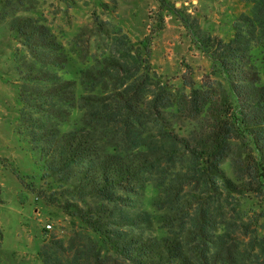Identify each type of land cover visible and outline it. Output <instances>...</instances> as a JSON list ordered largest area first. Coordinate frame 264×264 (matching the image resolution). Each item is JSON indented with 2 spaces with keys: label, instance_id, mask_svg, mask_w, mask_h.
<instances>
[{
  "label": "trees",
  "instance_id": "obj_1",
  "mask_svg": "<svg viewBox=\"0 0 264 264\" xmlns=\"http://www.w3.org/2000/svg\"><path fill=\"white\" fill-rule=\"evenodd\" d=\"M247 2L226 41L184 20L225 83L184 74L176 91L151 67L149 36L141 49L113 26L79 64L50 26L4 19L22 44L16 133L41 178L72 189L62 207L81 223L47 236L41 264H264V214L243 206L264 204V0Z\"/></svg>",
  "mask_w": 264,
  "mask_h": 264
},
{
  "label": "rangeland",
  "instance_id": "obj_2",
  "mask_svg": "<svg viewBox=\"0 0 264 264\" xmlns=\"http://www.w3.org/2000/svg\"><path fill=\"white\" fill-rule=\"evenodd\" d=\"M116 1L0 0V264H41L37 250L48 235L66 237L71 229L81 226L62 207L73 200L72 189L51 178L42 179L25 142L16 133L20 75L14 51L22 44L20 35L4 19L28 16L50 26L79 64H90L99 56L113 26L121 27V32L141 49L149 36L151 67L162 84L176 91L182 90L184 74L194 79L196 87L207 77L225 83L215 73L218 67L214 61L193 43L184 20L193 25L196 22L200 29L226 41L250 14L247 0ZM21 179L57 203L48 204L24 189ZM243 202L247 212L264 214V204L258 206L259 202L251 198ZM47 223L51 225L48 233L44 231ZM242 229L238 230L239 238L245 239Z\"/></svg>",
  "mask_w": 264,
  "mask_h": 264
},
{
  "label": "built area",
  "instance_id": "obj_3",
  "mask_svg": "<svg viewBox=\"0 0 264 264\" xmlns=\"http://www.w3.org/2000/svg\"><path fill=\"white\" fill-rule=\"evenodd\" d=\"M45 228H46V229H50V228H51V225H50L49 223H47V224L45 225Z\"/></svg>",
  "mask_w": 264,
  "mask_h": 264
}]
</instances>
